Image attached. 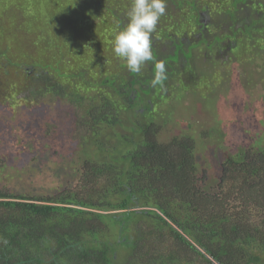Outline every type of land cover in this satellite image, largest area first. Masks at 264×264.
I'll return each mask as SVG.
<instances>
[{
  "label": "trees",
  "instance_id": "1",
  "mask_svg": "<svg viewBox=\"0 0 264 264\" xmlns=\"http://www.w3.org/2000/svg\"><path fill=\"white\" fill-rule=\"evenodd\" d=\"M33 1L0 0V14L8 8L19 21L26 58L10 66L18 74L31 68L19 74L27 77L26 103L53 92L73 109L81 151L69 187L42 195L0 190V264H264V145L247 143L226 157L207 191L195 138L163 136L173 97L162 83L152 86L160 53L152 49V60L133 73L113 51L131 0H42L39 9ZM205 13L228 27L213 42H232L245 58L259 50L264 0H166L155 35L178 38L172 59L190 58L179 38L205 28ZM50 27L60 33L46 36ZM173 70L165 67L172 81ZM215 132L201 142L217 144Z\"/></svg>",
  "mask_w": 264,
  "mask_h": 264
},
{
  "label": "rangeland",
  "instance_id": "2",
  "mask_svg": "<svg viewBox=\"0 0 264 264\" xmlns=\"http://www.w3.org/2000/svg\"><path fill=\"white\" fill-rule=\"evenodd\" d=\"M40 3L42 0L33 1L36 9L40 8ZM11 14L8 8L0 14V52L5 53L3 57L0 55V160L4 162V166H0V190L9 187L14 194L53 193L58 188L64 189L74 184L77 177L72 168V161L81 151L74 130L77 122L72 114L73 109L53 92V96L26 103L29 101L26 100L29 95H25L28 90L24 89L27 77L21 76L31 68L29 65L23 66L20 76L17 71L19 68L10 66L12 61L26 59L20 55L21 43L17 39L20 32L16 25L19 21L13 19ZM44 14L38 12V15ZM53 28L50 27L46 36L55 37L60 33ZM221 28L218 27L216 31ZM257 28L259 26L253 27L254 30ZM157 30L158 27L151 36L152 49L157 39ZM158 44L162 46L158 49L160 62L165 67L179 68L181 61L175 65L167 60L174 51L170 42L163 40ZM261 46L262 49L251 51L252 60L248 62L245 59L241 62L232 60L210 69L208 63L205 66L203 61H197V67L204 69L205 73L211 70L213 78L209 80L211 73L206 75L209 76L208 81L199 78V81H206V84L203 83L198 90V86H201L198 82L195 84L197 86H193L194 95L183 94L179 102L177 97L175 104L178 103L180 107H168L171 115L163 136L171 138L187 131L195 138L197 147L201 149L197 159L206 172L203 175V187L207 191L216 188L220 166L226 157L236 154L247 143L257 141L260 146L264 145V42H261ZM53 48L57 53L56 44ZM234 54L236 58L242 56L240 50ZM225 58L224 55L220 56L221 63ZM29 61L32 63L28 59L26 63L29 64ZM179 75L185 81H193L191 73L186 75L181 72ZM44 77L41 81L46 85L48 83ZM171 87L169 92L177 88L174 85ZM13 95H16L18 102H12ZM213 96L214 99L209 100ZM139 110H142L141 107ZM207 128L216 131L211 135L215 141L219 140L217 144L204 145L201 142L203 135L210 134ZM115 130L124 133L123 127ZM204 139L208 140V137L204 136ZM195 264L205 263L197 258Z\"/></svg>",
  "mask_w": 264,
  "mask_h": 264
},
{
  "label": "flooded vegetation",
  "instance_id": "3",
  "mask_svg": "<svg viewBox=\"0 0 264 264\" xmlns=\"http://www.w3.org/2000/svg\"><path fill=\"white\" fill-rule=\"evenodd\" d=\"M199 23L201 26H203L205 28H199V30H197V31L190 32V35L187 37L184 36L183 39L179 38L183 42V43L181 42V44L183 45L184 52L188 53V54L190 53V58L185 59L181 54L177 55V57H178L177 60H174L171 58V57L176 55V50H177L176 46L177 45L174 46L173 44H178V41H177L178 38L175 35L172 36L174 39H172V37L169 36L170 38L168 39V41L170 42V45L173 46V48H174L173 54L169 57V61H171L173 64L175 63V65L180 64V61H181V66L179 68H176L178 71L173 70L171 72V74L173 73L174 75L178 76L176 78V80L172 81L165 76L166 78L162 81V86L165 87L163 92L166 91L168 93L169 97L171 95L173 97L172 102H171L172 105L170 107H180V105H178V103L175 104L177 97H179V99H178V102H179V100L184 97L183 94L191 93L194 95L193 86H197L195 84H197L198 82H200L199 84H201V86H198L199 87L198 90L202 87L203 83L206 84L205 83L206 81H199V80H201L199 78L202 77V79H204V80L206 78L207 81H208L209 76H210L209 80H211L213 78L212 76L214 74L211 72V70L207 71V73H205L204 69L200 70V67H197V61H203L205 66H207V63H208L209 68L212 69V67H215L216 65L227 64V63H230L232 60L233 61H240V62L242 61V59H245L247 62L252 60V56H251V58H245L244 53L242 54V57L235 60L233 58L232 54L234 53L236 48H233V46L235 44H233L232 42L223 41L221 43H219V42L215 43L212 41V39H214L216 36H218L220 31L222 34L227 32L228 27L226 24L222 25V24H219L218 21L214 22V18H212V16H210L206 13L202 14L201 17H199ZM214 23L217 24V27L215 26ZM157 27L160 30L161 26H157ZM218 27H222L220 31H216L218 29ZM157 32L158 31H156V33ZM261 33L264 35L263 29H262ZM170 35H172V34H170ZM159 38H160V41H159ZM155 39H156V42H155V45H153V50L160 52L158 49H160V47H162V46L160 44H158V42H161L163 40H165V42H168V41L162 35H158V36L155 35ZM261 42H264V38L262 41H259V49H262ZM155 46L157 49L155 48ZM221 55H224V57L226 56L225 61L222 63L220 60ZM157 59L158 60H156V61L160 62L159 57H157ZM149 67H151V63L147 64L145 68H149ZM145 68H143V69L145 70V73H146L147 71ZM181 72L186 73V75H190V73H191V75L193 76V81H185L179 75ZM148 73H150V72H148ZM208 74H210V75L206 76ZM153 77H155V74H153ZM196 79H198L197 82H196ZM172 85H174L176 87H179L180 85H184L186 87V90L182 93L179 92L181 95L177 92L174 93V91L169 92L168 89L169 88L172 89V87H171ZM173 93H174V96H173ZM213 99H214V96L209 100H213ZM146 103L150 105V102L148 100L146 101ZM256 104H259V103H256Z\"/></svg>",
  "mask_w": 264,
  "mask_h": 264
},
{
  "label": "clouds",
  "instance_id": "4",
  "mask_svg": "<svg viewBox=\"0 0 264 264\" xmlns=\"http://www.w3.org/2000/svg\"><path fill=\"white\" fill-rule=\"evenodd\" d=\"M165 11L166 0H131L126 13L128 23L113 40L115 55L126 61L130 72L140 73L142 66L152 60L151 36ZM165 78L164 63H157L152 86Z\"/></svg>",
  "mask_w": 264,
  "mask_h": 264
}]
</instances>
